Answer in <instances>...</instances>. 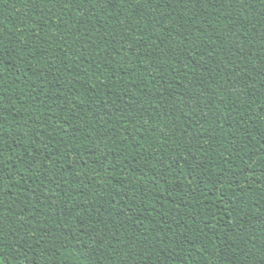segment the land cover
Instances as JSON below:
<instances>
[{"label": "trees", "instance_id": "16d2710c", "mask_svg": "<svg viewBox=\"0 0 264 264\" xmlns=\"http://www.w3.org/2000/svg\"><path fill=\"white\" fill-rule=\"evenodd\" d=\"M3 264H264V0H0Z\"/></svg>", "mask_w": 264, "mask_h": 264}, {"label": "snow or ice", "instance_id": "6c2138e0", "mask_svg": "<svg viewBox=\"0 0 264 264\" xmlns=\"http://www.w3.org/2000/svg\"><path fill=\"white\" fill-rule=\"evenodd\" d=\"M0 264H3V262H2V261H0Z\"/></svg>", "mask_w": 264, "mask_h": 264}]
</instances>
